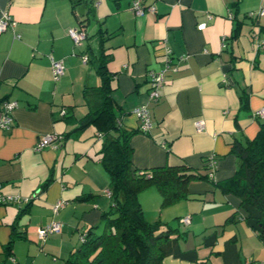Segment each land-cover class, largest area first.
I'll use <instances>...</instances> for the list:
<instances>
[{"label":"crops","instance_id":"1","mask_svg":"<svg viewBox=\"0 0 264 264\" xmlns=\"http://www.w3.org/2000/svg\"><path fill=\"white\" fill-rule=\"evenodd\" d=\"M140 1L137 14L132 0H0V15L13 20L0 31V101H17L0 127V192L14 197L0 202V264H62L90 226L100 227L110 204L99 158L109 115L93 117L104 97L100 59L112 111L136 129L133 165L182 161L213 178L189 179L188 196L164 206L156 186L138 193L148 220L185 230L162 242V264H264L256 210L219 182L237 163L232 142L253 136L262 117L254 115L264 108L262 0ZM71 26L86 31L79 43ZM52 58L63 63L57 77ZM138 105L147 108L145 129ZM45 133L56 136L36 148ZM52 219L60 229L40 238L36 229Z\"/></svg>","mask_w":264,"mask_h":264},{"label":"trees","instance_id":"2","mask_svg":"<svg viewBox=\"0 0 264 264\" xmlns=\"http://www.w3.org/2000/svg\"><path fill=\"white\" fill-rule=\"evenodd\" d=\"M71 1L73 6L74 0ZM82 21L78 20L79 23ZM97 69L102 77L104 97L95 110L98 114L93 117L102 112L109 115L99 158L108 177L110 204L101 210L100 227L93 229L90 226L80 242L63 257L62 264H162V242L172 233L181 235L185 230L167 220H148L138 193L148 186H156L160 191V206H164L188 196L189 179L201 177L213 181V178L207 170L203 172L182 161L144 168L134 166L130 136L136 129L119 124L111 109L109 74L103 60L98 61ZM88 118L92 115L84 116L80 124ZM230 148L237 157V163L233 172L219 182L237 194L241 202L256 210L254 227L264 241V114L253 136L244 143L232 142ZM205 166L207 169L210 167L208 163ZM179 218L177 216L176 220ZM203 261L199 259L196 263L204 264Z\"/></svg>","mask_w":264,"mask_h":264},{"label":"built area","instance_id":"3","mask_svg":"<svg viewBox=\"0 0 264 264\" xmlns=\"http://www.w3.org/2000/svg\"><path fill=\"white\" fill-rule=\"evenodd\" d=\"M132 9L134 10L135 13H143L145 10V6H143L142 2L140 0H132L131 4ZM147 8H152V5H147ZM264 13V0H262V3L260 4L257 14ZM13 20L10 18L8 13L4 10H2L1 15H0V31L4 29L8 24H12ZM204 22L198 23L197 27H203ZM68 33L73 39L75 43H79L81 39L85 37V32L82 28L78 26H71L68 27ZM85 57V55H84ZM51 70L53 73L54 77H57L62 71H63V63L56 58L51 59ZM162 82V73L159 72H152L151 73V83L153 85L151 89V94L155 95L157 94V86ZM17 101L15 99H2L0 101V107H1V113H0V127H8L11 124V111L12 109L16 106ZM63 111V109L61 110ZM134 112L140 117L141 119V124L140 128L145 129L149 126L150 121H149V115L147 113V108L144 105H138L134 107ZM264 113V108H258L255 110L254 114H263ZM197 126L200 127L202 124L201 119H198L197 121ZM53 136L52 133H45L43 134L37 141L35 147L39 148L45 143L49 142ZM212 159V158H211ZM209 158L208 164L211 167L212 162ZM14 198L12 195H6L0 192V202L5 201L7 199ZM62 199H57L53 204H52V209L55 211L61 204H62ZM182 219H185L182 218ZM61 222L56 219L50 220L48 223L44 224L43 226H39L37 228V234L40 238H43L47 233L57 231L60 229Z\"/></svg>","mask_w":264,"mask_h":264},{"label":"rangeland","instance_id":"4","mask_svg":"<svg viewBox=\"0 0 264 264\" xmlns=\"http://www.w3.org/2000/svg\"><path fill=\"white\" fill-rule=\"evenodd\" d=\"M37 230V229H36ZM62 256H64V255H62ZM50 257H51V255H50ZM59 258V260H60V262H62V258H60V257H58Z\"/></svg>","mask_w":264,"mask_h":264},{"label":"clouds","instance_id":"5","mask_svg":"<svg viewBox=\"0 0 264 264\" xmlns=\"http://www.w3.org/2000/svg\"><path fill=\"white\" fill-rule=\"evenodd\" d=\"M264 114V113H263ZM263 114H258V115H263Z\"/></svg>","mask_w":264,"mask_h":264}]
</instances>
